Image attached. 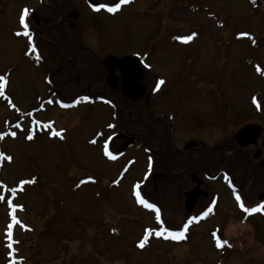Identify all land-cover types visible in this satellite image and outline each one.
Listing matches in <instances>:
<instances>
[{
    "label": "rangeland",
    "instance_id": "rangeland-1",
    "mask_svg": "<svg viewBox=\"0 0 264 264\" xmlns=\"http://www.w3.org/2000/svg\"><path fill=\"white\" fill-rule=\"evenodd\" d=\"M31 1L0 0V135L7 133L0 151L12 158L0 159V195L7 198L0 202V264H264L258 244L264 221L240 226L225 198V214L190 227L185 238L156 235L161 227L171 232L178 226L181 192L192 185L189 173L198 172L203 157L212 161L210 172L229 169L240 179L250 202L262 189L251 182L257 171L264 174L254 150L231 142L220 122L210 120L220 119L233 134L246 120L243 110L264 107V0H140L118 21L90 16L94 21L77 44L42 24L44 55L38 48L30 58L23 55L28 44L17 40L22 30L15 20ZM62 4L56 7L61 12H44L52 17L47 25L66 12ZM69 31L79 36L77 29ZM177 31L195 32L197 39L178 48L154 38ZM151 39L158 47L150 55L153 72L167 84L150 104L131 103L120 89L106 86L100 61L109 52L145 51ZM81 93L107 99L91 102ZM258 95V104L249 103ZM77 97L81 105L64 107ZM118 131L136 142L125 147L122 138L110 140ZM187 135L200 139L195 149L185 148ZM137 191L160 209L163 223L142 206ZM13 214L20 223L9 238Z\"/></svg>",
    "mask_w": 264,
    "mask_h": 264
},
{
    "label": "flooded vegetation",
    "instance_id": "flooded-vegetation-1",
    "mask_svg": "<svg viewBox=\"0 0 264 264\" xmlns=\"http://www.w3.org/2000/svg\"><path fill=\"white\" fill-rule=\"evenodd\" d=\"M54 4L53 6H49L48 3H46L44 0H40L38 2V0H34L31 1V3L28 4H22L19 9H18V13L16 14V20L15 22L17 24H19L22 33L18 32L16 36H18L17 40H22L23 45L25 43H27V48H26V53L23 52V55L29 56L33 55L34 50H33V46L35 49L41 48V51H38L39 53H41L42 55H44L43 50L46 49L45 44L43 42V40L41 39L40 36V26L43 24L44 25V31L46 32H53L54 33H60L58 38L60 40H63L64 37L66 40H69L67 42V44H69L71 42H75L77 44V39L79 40V42H81L82 40V33L84 31V29L88 28L87 24L88 21L90 19V16H102V14H106V15H112V17H114L117 21L120 20V16L119 14H121V17H123L124 13L128 10H135V7H137V3L140 2V0H130L129 3H125L122 4L120 9L117 10L114 13H109L106 10H101L99 12L94 11L93 7L91 5L88 4V2L86 0H54ZM75 2L74 5L68 4V2ZM94 3H108L110 6L113 5V1L109 2L110 0H92ZM258 2V0H255ZM61 2H64V4H62L63 6H65L66 12L62 11V15L61 17H59V19H57L56 21L51 22L50 25H47V22L50 21L51 15H47L44 14V12L46 13L47 11H55V12H61V9H57L56 7H59L57 4H61ZM115 3H119L120 0H114ZM158 3V0L156 1ZM156 3V4H157ZM49 8L48 10L46 9ZM49 6V7H48ZM69 7V10H68ZM60 8V7H59ZM24 10H27V16L25 17V23L28 25V29L27 31L29 32L28 36L24 35V31L25 28L24 26L21 24L20 20H21V16L23 15ZM125 11V12H124ZM158 11V10H157ZM157 11H154V15L157 13ZM116 14V15H115ZM158 14V13H157ZM46 15V17H45ZM154 15H151L148 17V20L151 22L153 21ZM63 22L64 27H57L55 28L56 24L58 22ZM90 21H94V18L90 19ZM46 25V26H45ZM73 28L78 30L79 36H74L72 35V33L69 30H72ZM66 29V30H65ZM82 31V32H81ZM163 32V31H162ZM159 33L158 35H154V38L158 39V42L162 39L168 40L169 42H171V45H175L178 48H183L184 44H183V36L184 33H180V32H170V33ZM72 36H74L76 38L75 41H72ZM85 48V47H84ZM77 49H83L82 47L78 46ZM154 49H158L157 45L154 44L152 42V39L150 40V44L148 46V48L145 51H125V52H121V53H113V52H109V53H105V55L102 56V58L108 54H113L114 56H123L126 54H132V55H136L138 56V58H131L128 62L127 59L126 61L121 62L120 64H125V63H129L126 64L125 67L126 68H131V67H135L138 69H142L144 70V85H145V94H142L143 96H141L142 98H140L139 100L135 101V102H139L141 100H143L144 105H148L150 104V99L159 95L160 93H162V89L166 86V80L160 76H158L157 74H155L153 72V67L151 63H153L152 59H151V53L153 52ZM30 54V55H29ZM101 58V59H102ZM150 58V60H149ZM132 60H134V62H131ZM141 62V63H140ZM140 63V65H139ZM100 66L101 68L105 71V77H104V82L106 84L107 87H110L112 89H120V82L122 79V75L119 73L118 69L116 68L114 70V72L111 74V78H110V82L113 85H116L114 87L112 86H108L107 82H106V78L108 76V70L106 68V66L102 63V61H100ZM155 77H154V76ZM163 76V75H162ZM150 79L152 80V82H150ZM164 81V83H160V81ZM165 89V88H164ZM122 92V91H121ZM123 94V93H122ZM93 94H83L81 93L79 96H81L82 98H84V96H89L92 97L93 99H98V100H106L107 97H102L100 95H93ZM261 95H258V98H256V100H260L261 101ZM249 103L253 102V99L249 98L248 99ZM247 101V103H248ZM226 102V101H225ZM259 102V101H258ZM134 103V102H131ZM248 105V104H247ZM255 107L257 110L252 111V109H245L242 112V116L243 118L245 117L246 120L244 122H241L235 129L237 130L238 128H240L241 126H243L244 124L247 123H255L258 124L259 127V133L255 136L252 144H250V146H248V148L253 149V158H254V154L255 153H259L258 157H255L254 159H256L262 168L264 167V107L262 106H257L255 104ZM262 107V110H261ZM149 108V107H148ZM181 109V108H180ZM147 110V109H146ZM219 113V112H218ZM145 115V113H144ZM173 112L167 114L168 119H173ZM172 116V117H170ZM211 116V115H209ZM184 117V116H182ZM258 117V118H256ZM212 118V117H210ZM218 118H221L220 116ZM213 123H219L218 127L219 129L223 132L224 136L226 138H229V140H231V142H234L233 139V134L232 131L229 132V128H225V125L221 122L220 119H217V122L215 121V118L210 120ZM226 121V120H225ZM224 121V122H225ZM185 122L184 118H183V123ZM181 125V123L179 124ZM121 131V130H120ZM119 133V131L117 132ZM130 136V135H128ZM124 140L123 145L125 143H127V141L125 139ZM200 141V139L198 137L195 136H190L186 137V139L184 140L185 143V148L187 147V144L189 142H194V145L191 149H195V147L197 146V143ZM137 144V143H136ZM238 149H246V148H239ZM178 150V149H177ZM197 150V149H196ZM179 152V151H178ZM211 154H214V150H212L211 152H209ZM211 157V155H209ZM235 158H239V156H236ZM201 165L199 166V170L197 173H189L190 176V181L192 182V185L190 187H188L185 190H182L181 192V197H183V203H182V210L184 212L183 213V217L182 219L179 221L178 226H171L172 229H181L183 228V226L185 224H188V228L189 227H193V226H197L200 225L202 223L207 222L208 220L215 218L217 215L220 216L222 215V202L224 203V198L226 201H228L229 205L231 206V208H235L236 213H238L240 215L239 218V224L240 226L246 225L248 223V221L250 219H255L258 218L259 220H263L264 221V209H261L258 212L255 213H249V212H245L241 207H240V202H238L236 200V196L239 195L241 197V202L244 203L245 207L247 208H253V207H257L261 204H264V174L259 170L257 171L256 176H253L251 179V182L254 183H258L257 187L258 188H262L259 191V194L256 196V199L253 200V202H250V198L251 196H249L248 194H246V191L243 190V185L240 182V179H238L237 177L235 178L234 174L231 173V171L229 169H223V168H219L217 171H215L214 173L210 172V167L213 166L212 161L203 157L201 158ZM226 163V162H225ZM246 166V164H245ZM153 167V171H154V167H155V161L154 164L152 165ZM247 167H251L254 169V167L250 166L247 164ZM151 174V173H150ZM154 173H152V177H153ZM195 176V177H194ZM217 182V183H216ZM215 184V186H214ZM193 189H196V192L199 193V196L197 197L192 210L188 211L186 209V193L188 191H191ZM252 195V194H251ZM262 195V196H261ZM234 205H232V203ZM211 208L212 211L208 212V209ZM222 208V209H221ZM221 209V211H220ZM205 213H207V215H205ZM225 214V213H224ZM222 217V216H221ZM216 220V219H215ZM222 220H225L226 223H228V220L226 219V217H224ZM189 221H191V223H189ZM211 221V220H210ZM209 222V221H208ZM167 225H169V221L167 220ZM170 226V225H169ZM259 228V234L260 232L262 233L260 238H259V246L262 248V250L264 251V229L262 227H258Z\"/></svg>",
    "mask_w": 264,
    "mask_h": 264
},
{
    "label": "water",
    "instance_id": "water-1",
    "mask_svg": "<svg viewBox=\"0 0 264 264\" xmlns=\"http://www.w3.org/2000/svg\"><path fill=\"white\" fill-rule=\"evenodd\" d=\"M88 1L90 2V0ZM131 57L132 56H123L121 58H116L114 56L109 55V56H105L102 59V62L108 70V76L106 78L107 83L112 87L116 86V85L111 84L110 78H111V74L117 68L119 73L122 75L120 85H121L123 94L127 98H130L131 100L135 101L141 98L143 91H144L143 71L142 69H138V67L137 68L135 67L126 68L125 65L129 63L120 64L121 62L126 61V59L128 62L131 59ZM131 62H134V60H132ZM259 132L260 131H259L258 124L247 123L243 125L242 127H240L234 133L233 139H234V142L238 146L245 147L252 143L255 136ZM123 137L125 136L122 134H117L114 136V138H123ZM126 139L128 140V142L125 144V147L130 146L136 141V139L133 137H126ZM193 145H194V142H189L187 144V147H191ZM258 156H259V153L254 154V157H258ZM153 177H155V175H153ZM198 196H199V193L196 192V189H193L186 193V209L188 211L192 210V207Z\"/></svg>",
    "mask_w": 264,
    "mask_h": 264
},
{
    "label": "snow or ice",
    "instance_id": "snow-or-ice-1",
    "mask_svg": "<svg viewBox=\"0 0 264 264\" xmlns=\"http://www.w3.org/2000/svg\"><path fill=\"white\" fill-rule=\"evenodd\" d=\"M129 2H130V0H120L119 3H115L114 0H113V5H112V6H110L108 3H98V4H93L92 7H93V10H94V11H97V12H99V11H101V10H106V11L109 12V13H114V12H116L117 10L120 9V7H121L122 4L129 3ZM26 16H27V10H24L23 15L21 16V20H20V22H21V24H22V25L24 26V28H25L24 35H25V36H28V35H29V32L27 31V29H28V25L25 23V17H26ZM191 38H192V37H187L186 39H187V40H190ZM33 50H35L34 46H33ZM4 80H5V77H4V76H0V82H2V81H4ZM160 83L162 84V83H164V81L161 80ZM3 87H4V84H3V83H0V89H2ZM84 99H86V98H84ZM48 102H49V103H52L51 100L48 101ZM253 102L258 104V101L256 100L255 97L253 98ZM64 106H66V105H64ZM258 106H259V104H258ZM16 127L19 128L20 125L17 124ZM109 127H113V126L110 125ZM6 134H7V133H6ZM6 134H3V135H6ZM3 135H0V139H3ZM10 135H11L12 137H15V136L17 135V133H16L15 131H13V132L10 133ZM56 135H59V133H56ZM27 138H28V139H32L33 137H32L31 135H29ZM62 138H63V137L61 136V139H62ZM93 143H95V141H93ZM105 151H106V154H107V155L112 156V153H111L110 151L107 150V146H106V148H105ZM112 158L115 159V156H112ZM0 159H7V160L11 161L12 158H11L10 156L5 157L4 154H3V152L0 151ZM33 182H34V181H33ZM25 183H28V181H21V184H25ZM136 187L138 188L139 185H137ZM11 194H12L13 196H15V194H16V189H15V188H12V189H11ZM135 195H136V197L139 199V202H140L143 206H145V207L148 208V209H152V210H154V211L157 213L156 218H157V220L159 221V220H160V215H159V213H160V209H159L154 203H149L147 199L141 198V192L137 191V192L135 193ZM6 199H7L6 196H4V195H0V202L5 201ZM236 200H237L238 202H240V207H241L245 212L255 213V212L260 211L261 209H264V204H261V205H259V206H257V207H253V208H247V207H245L244 203L241 202V197H240L239 195L236 196ZM7 203L9 204L10 207H12V201H11V200H7ZM211 211H212V209L209 208V209H208V212H211ZM205 215H207V213H205ZM12 221H13V223H10V224L7 226V227H8L7 235H8L9 238H11V236H12V231H11V229H12V227H13V224H19V223H20V221L16 218V216H15L14 214L12 215ZM189 223H191V221H189ZM183 229H184V230H181V231H171V232H169V230H168L166 227H161V230L158 231V232H156V235H157V236H164L165 233H167V234H168V237H170V238H172V239H174V240H180V239L185 238V231L188 229V224H185V225L183 226ZM223 243H224V244H227V241H224ZM143 246H144V244H143V242H141L140 247H143ZM218 246H220V245H218ZM8 247L11 248L12 245L9 244Z\"/></svg>",
    "mask_w": 264,
    "mask_h": 264
},
{
    "label": "bare ground",
    "instance_id": "bare-ground-1",
    "mask_svg": "<svg viewBox=\"0 0 264 264\" xmlns=\"http://www.w3.org/2000/svg\"><path fill=\"white\" fill-rule=\"evenodd\" d=\"M115 15H116V14H115ZM195 41H196V40H195ZM195 41H193V43H194ZM151 177H152V173L150 174V178H151ZM150 178H149V179H150Z\"/></svg>",
    "mask_w": 264,
    "mask_h": 264
}]
</instances>
